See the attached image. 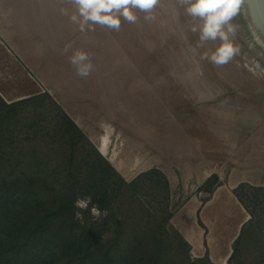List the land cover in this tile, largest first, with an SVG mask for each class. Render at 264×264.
I'll list each match as a JSON object with an SVG mask.
<instances>
[{"label": "rangeland", "instance_id": "obj_1", "mask_svg": "<svg viewBox=\"0 0 264 264\" xmlns=\"http://www.w3.org/2000/svg\"><path fill=\"white\" fill-rule=\"evenodd\" d=\"M187 7L180 0H158L149 12L132 9L135 22L121 16L118 29L91 21L81 29L83 18L72 0L47 4L46 79L58 89L52 99L95 145L108 134L106 157L127 181L152 168L170 174L173 186L163 206L151 203V196L146 201L152 209L166 207L172 213L171 226L188 200L197 196L205 202L211 197L201 190L204 176L218 169L224 180L229 177L231 151L237 150L240 164L246 165L248 160L260 162L264 149V49L255 41L243 1L229 21L234 31L227 33L237 51L220 64L211 56L224 41L201 42L203 21L190 16ZM78 51L88 55L83 63L91 64L86 76L79 75L78 65L71 62ZM34 110L58 112L43 99L25 105L20 115L24 119ZM22 125L7 128V123H0V134L7 133L0 137L1 152L13 149L8 143L20 142L9 136ZM240 192L253 216L243 206L250 217L236 244L234 239L227 245L244 216L237 204L219 194L205 216L214 223L217 252L236 249L227 264H264V191ZM106 216H93V221L102 225ZM105 230L101 227L99 239L107 237ZM188 254L197 258L191 246Z\"/></svg>", "mask_w": 264, "mask_h": 264}, {"label": "trees", "instance_id": "obj_2", "mask_svg": "<svg viewBox=\"0 0 264 264\" xmlns=\"http://www.w3.org/2000/svg\"><path fill=\"white\" fill-rule=\"evenodd\" d=\"M43 99L58 112L34 110L22 118L25 105ZM0 102L7 110L0 111V123L23 124L9 133L21 138L7 144L12 150L1 152L0 146V264H213L208 251L192 259L189 243L169 224L172 213L162 206L170 183L162 170L152 168L127 181L49 94ZM19 155L25 157H14ZM219 184L212 174L201 190L211 194ZM244 188L264 187L242 183L233 190L253 216L240 192ZM89 196V210L77 219L82 210L75 201ZM149 196L162 206H148ZM93 205L106 212L104 224L93 221ZM103 226L107 237L101 240Z\"/></svg>", "mask_w": 264, "mask_h": 264}, {"label": "crops", "instance_id": "obj_3", "mask_svg": "<svg viewBox=\"0 0 264 264\" xmlns=\"http://www.w3.org/2000/svg\"><path fill=\"white\" fill-rule=\"evenodd\" d=\"M47 4L48 0H0V98L6 104L37 95H58V89L50 86L46 79L49 65L47 56L49 39L46 29ZM74 122L76 123L75 120ZM108 141V134L100 136L99 145H95L91 140L105 157L108 152ZM238 156L237 150L231 151L230 172L226 180L218 169L203 177L201 185L212 174L219 178L220 184L214 189L210 198L205 202L200 201L197 196L191 198L181 207L180 213L172 219V226L189 243L193 254L201 258L208 251L213 264H227L232 251L226 248L221 251L222 253L217 252L220 248L216 247L217 243L214 242L215 238L212 236L214 223L206 218L205 211L217 200L219 194H224L229 202H234L242 209L243 219L228 241L229 247L250 217L234 195L233 190L242 183L264 187V149H261L259 153L260 162L248 160L246 165L240 164ZM165 174L173 186L170 174L168 172ZM199 220L204 227L199 224Z\"/></svg>", "mask_w": 264, "mask_h": 264}, {"label": "clouds", "instance_id": "obj_4", "mask_svg": "<svg viewBox=\"0 0 264 264\" xmlns=\"http://www.w3.org/2000/svg\"><path fill=\"white\" fill-rule=\"evenodd\" d=\"M78 6L81 29L89 25V21L107 25L112 28H119L120 17L129 22H135L137 19L132 9H140L149 12L158 2V0H72ZM181 4L188 5L186 11L192 17H199L203 23L199 26L201 42L206 40H215L220 38L224 43L211 56L214 63H225L237 51L231 43L228 42V32H233V27L229 24L230 19L236 14L240 0H180ZM151 19V16H146ZM76 20V17H73ZM228 25L227 32L224 26ZM197 31L196 27L192 29ZM88 60V55L84 52H76L71 58L74 65H78L79 75H87L91 69L90 63H83ZM92 203L91 197L83 199L78 198L75 201V207L81 209L75 215L77 219H83V211H88V205ZM91 213L96 219H100L105 213H101L96 205L91 208Z\"/></svg>", "mask_w": 264, "mask_h": 264}, {"label": "water", "instance_id": "obj_5", "mask_svg": "<svg viewBox=\"0 0 264 264\" xmlns=\"http://www.w3.org/2000/svg\"><path fill=\"white\" fill-rule=\"evenodd\" d=\"M242 1L244 4V12L249 13L250 16L252 17L253 26L258 30H260L264 35V0H242ZM254 23L256 26L254 25Z\"/></svg>", "mask_w": 264, "mask_h": 264}, {"label": "bare ground", "instance_id": "obj_6", "mask_svg": "<svg viewBox=\"0 0 264 264\" xmlns=\"http://www.w3.org/2000/svg\"><path fill=\"white\" fill-rule=\"evenodd\" d=\"M243 8H244V7H243ZM243 12H244V11H243ZM244 15H245V18H246L248 24H249V25H250V24L252 25V27H251V25H250L251 30H253V32H255V33H254V35L256 36V37H255V41L258 43V45L262 46L263 49H264V35H263V33H262L260 30H258L257 28H255V27L253 26V20H252V17L250 16L249 13L244 12ZM254 25H255V23H254ZM255 26H256V25H255ZM253 28H254V29H253Z\"/></svg>", "mask_w": 264, "mask_h": 264}]
</instances>
